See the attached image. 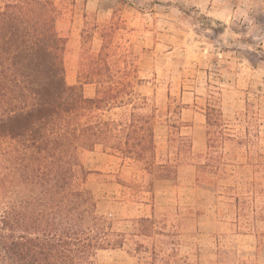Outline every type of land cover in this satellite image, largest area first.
<instances>
[{"label":"rangeland","instance_id":"rangeland-1","mask_svg":"<svg viewBox=\"0 0 264 264\" xmlns=\"http://www.w3.org/2000/svg\"><path fill=\"white\" fill-rule=\"evenodd\" d=\"M53 1L63 13L57 30L65 38L67 84L81 69L83 13L90 26L117 20L127 80L155 114L156 160L173 159L172 137L190 142L176 177L155 180L151 193L141 187L147 177L139 164L85 152L97 212L121 231L150 217L146 243L157 264H264V0ZM100 47L96 34L88 54ZM95 88L85 85L84 95L93 97ZM208 106L222 111L227 137L219 140L211 180L198 168L208 150ZM135 260L118 250L102 263Z\"/></svg>","mask_w":264,"mask_h":264},{"label":"trees","instance_id":"trees-1","mask_svg":"<svg viewBox=\"0 0 264 264\" xmlns=\"http://www.w3.org/2000/svg\"><path fill=\"white\" fill-rule=\"evenodd\" d=\"M62 15L53 0H0V264H103L105 253L118 250L136 264H157L146 243L152 219L140 217L139 229L121 231L100 215L82 157L100 149L139 164L147 177L141 187L151 193L155 180L176 177L190 142L172 137L173 159L156 160L155 114L127 80L117 20L90 26L83 13L81 69L67 84ZM96 34L100 50L88 54ZM93 84L94 96L86 97L84 86ZM223 120L208 106V150L198 166L208 180L219 169V140L227 138Z\"/></svg>","mask_w":264,"mask_h":264}]
</instances>
